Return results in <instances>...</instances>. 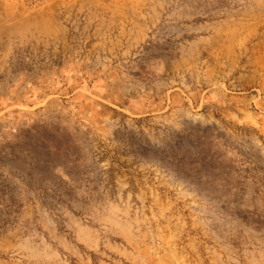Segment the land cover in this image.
I'll list each match as a JSON object with an SVG mask.
<instances>
[{"label":"rangeland","instance_id":"1","mask_svg":"<svg viewBox=\"0 0 264 264\" xmlns=\"http://www.w3.org/2000/svg\"><path fill=\"white\" fill-rule=\"evenodd\" d=\"M0 264H264V0H0Z\"/></svg>","mask_w":264,"mask_h":264}]
</instances>
